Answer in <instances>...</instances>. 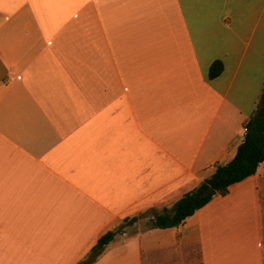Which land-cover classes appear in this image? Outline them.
Wrapping results in <instances>:
<instances>
[{
    "label": "crops",
    "instance_id": "0c3cea01",
    "mask_svg": "<svg viewBox=\"0 0 264 264\" xmlns=\"http://www.w3.org/2000/svg\"><path fill=\"white\" fill-rule=\"evenodd\" d=\"M263 87L264 0H0V264H88L124 222L91 264H264V163L140 219L234 158Z\"/></svg>",
    "mask_w": 264,
    "mask_h": 264
},
{
    "label": "trees",
    "instance_id": "16d2710c",
    "mask_svg": "<svg viewBox=\"0 0 264 264\" xmlns=\"http://www.w3.org/2000/svg\"><path fill=\"white\" fill-rule=\"evenodd\" d=\"M223 69L221 61L213 62L208 71L209 79L219 77ZM244 128L245 137L234 158L226 164L218 165L209 179L184 194L171 208L163 209L150 222L151 228L163 230L180 226L214 196H225L231 186L256 174L258 167L264 163V87L257 108ZM120 232L118 229L103 235L91 250L87 263L94 262Z\"/></svg>",
    "mask_w": 264,
    "mask_h": 264
},
{
    "label": "rangeland",
    "instance_id": "374dc122",
    "mask_svg": "<svg viewBox=\"0 0 264 264\" xmlns=\"http://www.w3.org/2000/svg\"><path fill=\"white\" fill-rule=\"evenodd\" d=\"M264 187H260V211H261V219L264 223ZM156 214L155 211H148L146 213H144L143 215H141L140 219H141V223L144 225L145 228L150 227L151 224L150 222L152 221V215ZM127 222L122 223L121 227H119V230L122 231V229L126 226ZM134 226V225H132ZM130 226V227H132ZM128 232L130 234V238L132 236L133 233V229H128ZM122 237L118 236L116 238V242L121 241ZM114 245V244H112ZM163 258H164V251L159 249V250H151L149 252H145L144 254V258H143V264H164L163 262Z\"/></svg>",
    "mask_w": 264,
    "mask_h": 264
},
{
    "label": "water",
    "instance_id": "95a60500",
    "mask_svg": "<svg viewBox=\"0 0 264 264\" xmlns=\"http://www.w3.org/2000/svg\"><path fill=\"white\" fill-rule=\"evenodd\" d=\"M136 220L137 219H133V220L129 221L128 226H132L136 222Z\"/></svg>",
    "mask_w": 264,
    "mask_h": 264
}]
</instances>
